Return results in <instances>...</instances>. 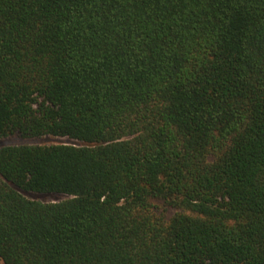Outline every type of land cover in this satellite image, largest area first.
I'll return each mask as SVG.
<instances>
[{"label": "trees", "instance_id": "obj_1", "mask_svg": "<svg viewBox=\"0 0 264 264\" xmlns=\"http://www.w3.org/2000/svg\"><path fill=\"white\" fill-rule=\"evenodd\" d=\"M16 133L0 264H264V0H0Z\"/></svg>", "mask_w": 264, "mask_h": 264}, {"label": "rangeland", "instance_id": "obj_2", "mask_svg": "<svg viewBox=\"0 0 264 264\" xmlns=\"http://www.w3.org/2000/svg\"><path fill=\"white\" fill-rule=\"evenodd\" d=\"M67 142H77L68 137L54 136V135H44L36 137H25L18 133L9 136H0V148L6 145H21V144H53V143H67ZM27 197L33 199H39L42 201H60L69 197L63 193H42L34 191H24L21 190ZM153 209L165 217L169 218L176 213L178 207H175L167 203L164 199L153 198ZM1 264H3L1 262Z\"/></svg>", "mask_w": 264, "mask_h": 264}]
</instances>
